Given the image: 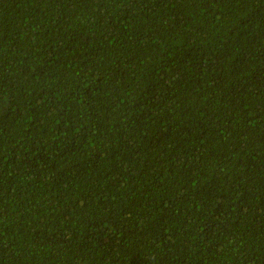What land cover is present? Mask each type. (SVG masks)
<instances>
[{"label": "trees", "instance_id": "trees-1", "mask_svg": "<svg viewBox=\"0 0 264 264\" xmlns=\"http://www.w3.org/2000/svg\"><path fill=\"white\" fill-rule=\"evenodd\" d=\"M0 264H264V0H0Z\"/></svg>", "mask_w": 264, "mask_h": 264}]
</instances>
